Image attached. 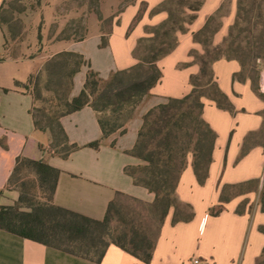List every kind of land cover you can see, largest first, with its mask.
Segmentation results:
<instances>
[{
    "label": "crops",
    "instance_id": "obj_1",
    "mask_svg": "<svg viewBox=\"0 0 264 264\" xmlns=\"http://www.w3.org/2000/svg\"><path fill=\"white\" fill-rule=\"evenodd\" d=\"M61 0H22V10H16L13 0H0V207L14 205L19 192L8 188L9 179L19 158L40 161L58 169L59 176L53 203L65 210L96 221L105 218L117 194L153 203L155 196L135 186L125 173L129 166L141 164L131 156L144 115L167 98L181 99L192 91L191 77L200 66L190 56L200 46L193 40L209 16L218 10L220 0H206L191 32L180 34L179 45L159 61L163 77L135 108L121 131L103 137L97 115L91 107L64 117L61 124L71 144L79 147L68 159L49 156L50 135L35 128L31 88H24L55 56L72 52L82 55L84 66L74 78L72 97L84 88L89 67L108 79L116 71L137 64L133 52L138 41L147 37L145 29L159 25L166 13L151 15V11L165 0H137L115 17L120 0H101L99 12L85 15L86 38L66 37L67 20L57 14ZM26 2V3H24ZM148 4L143 19L127 36L138 15L141 3ZM209 6L208 11L202 12ZM110 22L108 46L101 48ZM76 18V17H74ZM119 21V24L117 22ZM107 22V23H106ZM18 24V26H17ZM20 27L19 32L17 28ZM21 39L16 47L10 38ZM215 81L228 98L234 112L219 109L215 102L204 98L203 118L216 134L208 178L200 185L192 168V159L183 172L177 187L181 205L191 208L189 213L180 207L170 210L156 241L150 264H192L199 258L202 264H257L264 251V213L259 200L254 210L239 213L242 198L235 197L224 204L219 216H211L210 209L219 206L225 186L264 182V101L252 80L241 76V65L234 60H218L212 65ZM100 142L98 149L89 145ZM256 193L245 198H252ZM179 220L175 223V217ZM0 264H143L121 248L111 245L100 263L70 255L55 248L23 239L0 230Z\"/></svg>",
    "mask_w": 264,
    "mask_h": 264
},
{
    "label": "trees",
    "instance_id": "obj_2",
    "mask_svg": "<svg viewBox=\"0 0 264 264\" xmlns=\"http://www.w3.org/2000/svg\"><path fill=\"white\" fill-rule=\"evenodd\" d=\"M120 1L119 14L136 3V0ZM100 2L83 0L82 6L87 8L86 14L95 13L100 17ZM204 2L165 0L157 13L166 12L168 18L157 26L145 29L147 37L138 41L133 52L137 64L113 72L108 79L101 78L89 67L84 88L76 97L71 95L74 78L84 66H89L86 59L80 54L66 52L48 61L44 70L33 76L24 88L32 89L34 106L31 114L35 128L50 135L49 156L68 159L79 150L77 145L70 143L61 120L85 107H91L96 113L103 137L119 131L124 133L135 108L163 77L159 61L177 48V34L188 32V26L195 22ZM143 6L147 7L145 3ZM145 11L146 8L139 11L127 36L141 22ZM109 21L112 22L113 18ZM207 27L193 34L196 43L201 44L200 34ZM66 33L64 35L71 38L72 35L67 36ZM111 33L110 30L102 38L101 48L108 46ZM86 34L84 27L83 34L74 37V40H84ZM214 52L217 55L205 51L199 58L200 72L191 77L192 91L189 95L181 99L167 98L143 117L137 142L130 152L141 164L127 167L125 173L132 178L135 186L155 196L153 203L117 194L105 218L102 221L92 220L53 203L61 174L58 169L51 167L46 159L19 158L8 188L18 191L20 196L14 205L0 207V230L96 263L101 262L109 246L115 245L143 264H150L170 210L182 207L189 212L183 220L192 218L191 208L181 205L176 193L189 160L192 159V168L200 185H204L208 178L217 136L203 118V99L215 102L219 109L234 112L228 98L219 89L212 70L216 61L231 59L218 54L220 51L217 49ZM194 54L192 51L190 56L194 57ZM240 65L243 68L242 63ZM258 93L262 97L259 86ZM99 145L100 142H94L89 147L98 149ZM239 187L225 186L220 197L221 204L211 208L210 215L219 216L225 210L224 204L231 200L227 192ZM123 197L142 205L151 224H144L122 212L117 203ZM259 205L264 213V182ZM178 220L176 216L175 223ZM259 230L264 234V226ZM257 264H264V251Z\"/></svg>",
    "mask_w": 264,
    "mask_h": 264
},
{
    "label": "rangeland",
    "instance_id": "obj_3",
    "mask_svg": "<svg viewBox=\"0 0 264 264\" xmlns=\"http://www.w3.org/2000/svg\"><path fill=\"white\" fill-rule=\"evenodd\" d=\"M13 1L15 9L19 11L22 10L24 5L21 2L22 0ZM220 2L221 4L218 10L207 18L205 25L199 31L201 32L206 25L208 26L206 31L200 34L199 39L201 44L196 43L193 37L194 42L200 46L199 50H193L195 53L193 61L195 64L200 66L201 64L199 63V58L205 54V51H209L217 55V53L214 52V50L217 49L220 51L218 54H222L224 58L242 63L243 68L241 67V76L250 78L254 87L256 88L258 86L260 73V65L258 64V61L264 62V0H220ZM143 3L145 2L141 3L140 10L146 8L147 11L148 4L145 3L147 5V7H145L143 6ZM82 4L83 0H61L57 6L58 16H62L65 21H68L66 26L67 36L72 35L74 37H79L83 34L85 22H82L81 20L86 14L87 8L83 7ZM120 7L121 4L119 9ZM158 7L151 11V15L162 13H157ZM119 9L115 17H119ZM208 9L209 6L204 9L202 15H204ZM199 12L197 13V18L199 16ZM110 22L111 21L108 23L106 22L107 26L105 30L107 31H110ZM193 24L188 26L187 33L191 32V27ZM19 30L20 27L17 28L18 32ZM179 36L180 34H177L178 40ZM10 39V46L13 45L16 47L17 45L21 44V39H16L14 37H11ZM42 70H44V68ZM261 142L264 144V133L261 135ZM253 193H256V198L255 196H252V198H245L247 196H251ZM260 193L261 192L257 188V184H247L242 187L229 190L226 195L231 200H233L235 197H240L243 199L238 208L240 212L246 211L248 208L250 212H252L256 202L259 200ZM117 205L121 208L122 212H126L128 216L132 218L136 217L138 221H141L144 224H151L148 219L147 212L144 211L143 206L139 203L134 202L129 198L123 197L119 199Z\"/></svg>",
    "mask_w": 264,
    "mask_h": 264
},
{
    "label": "built area",
    "instance_id": "obj_4",
    "mask_svg": "<svg viewBox=\"0 0 264 264\" xmlns=\"http://www.w3.org/2000/svg\"><path fill=\"white\" fill-rule=\"evenodd\" d=\"M258 64L260 65L258 86L264 101V62L258 61ZM192 264H202V262L199 258H193Z\"/></svg>",
    "mask_w": 264,
    "mask_h": 264
}]
</instances>
